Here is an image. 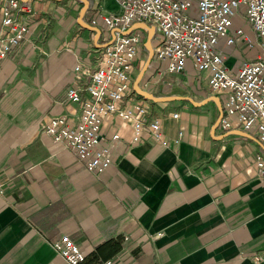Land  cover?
<instances>
[{
	"label": "crops",
	"instance_id": "1",
	"mask_svg": "<svg viewBox=\"0 0 264 264\" xmlns=\"http://www.w3.org/2000/svg\"><path fill=\"white\" fill-rule=\"evenodd\" d=\"M20 1L34 15L23 42L0 61V264H68L53 246L64 234L87 255L84 264H264V145L252 132L221 128L223 99L192 69L165 77L147 92L183 99L137 94L170 147L147 136L135 144L128 124L106 120L112 164L89 173L41 125L80 119L81 106L66 94L100 65L93 0H79L77 18L55 9L56 0ZM2 7L0 0V22ZM228 52L232 68L245 58ZM114 133L121 139L113 144Z\"/></svg>",
	"mask_w": 264,
	"mask_h": 264
},
{
	"label": "built area",
	"instance_id": "2",
	"mask_svg": "<svg viewBox=\"0 0 264 264\" xmlns=\"http://www.w3.org/2000/svg\"><path fill=\"white\" fill-rule=\"evenodd\" d=\"M115 1L116 11L92 16V26L100 31L103 45L99 67L89 73L91 79L82 89H69L66 94L69 101L81 106L79 121L72 124L67 117H55L48 125H41L55 143L72 151L94 175L112 164V153L101 136L106 120L128 124L135 144L147 136L162 147H170L149 102L134 89L147 37L144 31L131 29L134 24L146 23L155 29V35L143 89L148 91L165 77L192 69L202 77L208 93L223 99L221 128L252 132L264 145V54L245 57L236 68L227 64L229 49L249 41L242 28L233 27V19L240 14L264 52V0ZM1 2L0 61L23 42L28 19L34 15L30 1ZM80 69L81 64L76 70ZM170 115L179 117L178 113ZM120 139L119 133L113 134V144ZM257 168L264 176L262 156L257 157ZM53 246L68 264L86 261L87 255L68 234Z\"/></svg>",
	"mask_w": 264,
	"mask_h": 264
},
{
	"label": "rangeland",
	"instance_id": "3",
	"mask_svg": "<svg viewBox=\"0 0 264 264\" xmlns=\"http://www.w3.org/2000/svg\"><path fill=\"white\" fill-rule=\"evenodd\" d=\"M55 9H59L62 13H67L66 16H70V17H74L77 18L78 13L74 12V8L77 6L78 8L82 7L83 5L80 4L79 0H56V3L53 4ZM244 7H242L241 12L244 11ZM107 10L108 12H114L117 10V3L115 0H93V5L90 9V12L88 17L91 18L92 15L95 14V16H99V14L104 11ZM58 15L53 16V18H50L53 22H57L58 19ZM49 19V20H50ZM50 22V21H49ZM90 22H92V18L90 20ZM92 24V23H91ZM233 27L234 28H242L244 30V34L248 37V43L241 46L240 48H230L231 52L234 55H239L240 57H257L259 54H264L263 49L259 46V42H258V38L256 37V35L254 33H252V31L250 30L249 26L247 24L244 23L243 20V16L242 14L238 15L237 17H235L233 19ZM234 50V51H233ZM147 52L144 48V52L140 61V66H139V71L140 69H142L143 64L145 63L146 59H147ZM173 79V78H172ZM178 79L174 78L173 82H176ZM174 86L173 89H175L176 92H183V94H186L184 92V87H179L177 84L173 83ZM182 90V91H181Z\"/></svg>",
	"mask_w": 264,
	"mask_h": 264
},
{
	"label": "water",
	"instance_id": "4",
	"mask_svg": "<svg viewBox=\"0 0 264 264\" xmlns=\"http://www.w3.org/2000/svg\"><path fill=\"white\" fill-rule=\"evenodd\" d=\"M85 6L87 7L89 5V0H81ZM134 29H142L145 32H147V41L145 42L144 48L148 54L147 59L145 61V63L142 66V69L140 70L136 81L134 83V89L135 91L142 97H144L147 100L153 101L155 103H159V102H171V101H175V100H181L183 98L181 97H177V96H162V97H158L155 96L154 94L144 91L141 87H140V82L143 79L147 69L150 66V63L152 61L153 58V38L155 35V29L151 26H148L146 23H138L136 26H134L131 30ZM94 30L97 32V39L100 37V31L94 27ZM219 106H220V111L222 112V107L221 104L219 102Z\"/></svg>",
	"mask_w": 264,
	"mask_h": 264
}]
</instances>
